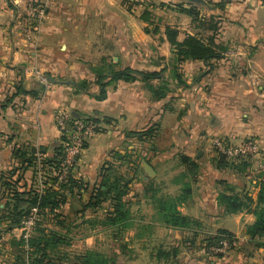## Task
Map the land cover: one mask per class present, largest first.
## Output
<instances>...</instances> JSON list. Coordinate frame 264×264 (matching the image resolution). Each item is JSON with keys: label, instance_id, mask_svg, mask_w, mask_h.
<instances>
[{"label": "crops", "instance_id": "0c3cea01", "mask_svg": "<svg viewBox=\"0 0 264 264\" xmlns=\"http://www.w3.org/2000/svg\"><path fill=\"white\" fill-rule=\"evenodd\" d=\"M209 1L220 0L194 2L199 18L193 20L179 10L191 8L190 0H0V175L8 176L17 166L12 157L14 146L42 147L46 156L53 155L61 142L57 111H65L69 118L96 121L98 130L85 140L73 166L74 179L91 188L102 180V168L124 162L113 152L130 160L125 170L130 179L124 198L126 217L108 224L109 201L102 203V216L97 217V209L88 212L79 200L68 197L60 208L65 217L60 218L61 231L53 219H45L63 239H74L77 235L68 225L102 218L100 230L97 225L89 227L69 246L53 248L51 253L62 259L60 264H74V257L86 251L105 254L109 264H264V235L247 233L255 221L253 211L260 205L257 197L263 180L253 163L247 168L238 164L218 167L215 157L219 152L212 145L214 137L230 145L252 138L264 150V0H226L222 10ZM38 9H42L41 18ZM144 10L149 12L148 20L141 17ZM211 15L219 20L214 35L206 20ZM167 27L177 31L178 41L187 35L207 41L213 35L215 43L228 46L231 52L212 60L211 70L199 60L180 63L186 85L175 84ZM126 67L160 71L161 77L168 78L171 91L151 101L149 81L136 76L133 81L106 84L105 97L97 99V73L106 74L104 82L109 80L108 71ZM35 70L47 78L46 84L37 79ZM98 112L109 129L100 128ZM113 113L121 122L107 119ZM151 124L156 125L157 134L145 139L154 145L139 146L143 140L139 132ZM176 143L182 144L183 154L190 156L195 151L192 158L198 164L190 197L177 204L181 215L195 221L188 227L166 224L159 205L162 196L180 193V182L173 180L184 166L178 162ZM241 158L227 159L237 163ZM143 161L154 174L146 175ZM38 172L42 179L47 177L38 169L37 189ZM31 185V170L26 169L17 189ZM220 193L246 194L249 205L227 212L218 200ZM5 194L8 190L0 186V209ZM5 229H9L7 224L1 222L0 232ZM220 231L233 239L230 250L219 256L203 251L204 239ZM97 235H102V242L94 245ZM4 248L11 250L7 245ZM5 256L12 260L10 252ZM0 264L10 263L6 259Z\"/></svg>", "mask_w": 264, "mask_h": 264}, {"label": "trees", "instance_id": "16d2710c", "mask_svg": "<svg viewBox=\"0 0 264 264\" xmlns=\"http://www.w3.org/2000/svg\"><path fill=\"white\" fill-rule=\"evenodd\" d=\"M194 3V2H191ZM215 7L221 8L227 3L226 0H220L218 2H208ZM197 4L189 9H179L180 11H185L188 13L193 20H198L199 11L196 9ZM142 19L148 20L149 12L144 10L141 14ZM204 20V19H203ZM208 22V28L212 30L213 35L216 33V19L214 15H211L206 19ZM200 23H202L200 21ZM166 39L172 47V53L174 54V65L171 68V78L176 81V84L186 85L184 80L183 72L179 69V64L185 60H199L204 62L209 66L210 70L213 67L212 60H219L223 58L222 47L218 43L214 42L213 35L210 36L207 41L202 37L197 35H187L183 40L178 41L177 31L173 28L167 27L165 29ZM221 46V47H220ZM220 47V48H219ZM207 70V71H208ZM107 74L110 76L109 80L101 81L106 74L102 75L97 73V82L100 86V91L96 96L97 99H102L105 97L106 84L111 82H116L118 80L122 81H133L136 76L142 80L149 81L146 84L148 90H152L153 98L155 100H160L166 97L169 88L166 84L164 77H161L160 71H145L133 68H123L119 70L112 69L108 71ZM153 81V82H152ZM20 89L17 87V90ZM19 91V90H18ZM74 119H81L83 121H91L96 123L94 118L89 117H70L67 120V124L71 125ZM155 125L152 124L149 128H146L139 132L140 140L143 138H153L155 136ZM97 126L95 131H97ZM154 132V134H153ZM66 140L65 135H60V144L53 149V155L46 156L45 150L42 147L35 148L34 146L24 145V146H14L12 149L13 159H17V166L13 167L8 173L9 175H0V186L4 190H8V194L4 195L6 200L2 208L0 209V223L5 222L7 228L12 226H17L20 221L29 214L32 207H37L38 213L44 219H53L55 224L59 225L60 228L63 226V222L60 219L65 218L60 212V208L63 204L67 202V198H76L82 204V206L87 209L95 210L100 207V201H109L111 210L106 220L107 223L113 225L117 223L116 221L120 218H124L128 214L126 208L125 196L129 190L128 182L129 178L124 179V175L121 173L114 172L115 168L109 166L107 169L102 168V180L95 186L89 187L88 184L82 182L79 179H74L71 175H68L64 181H59L57 187L54 183L58 180V174L61 170V163L64 157L63 152V141ZM85 143L83 144V147ZM116 156L121 158L116 152H113ZM216 165L220 168L226 166L239 165L243 168L250 166L251 162L249 159L241 158L237 163L229 161L223 154L219 153L216 157ZM178 161L184 166L182 173L174 177L173 182H180L181 189L180 193L175 197H161L159 199V205L162 214L163 221L171 226L188 227L193 225L195 221L190 217L181 215L177 210V204L184 202L191 195V183L196 179V171L198 169V164L195 159L188 156L187 154L179 153ZM26 169L31 170L32 185L28 188H23L18 190L17 183L22 178V172ZM38 169L44 170L47 177L43 180L45 183L44 187L39 190L35 187L34 182L37 179ZM14 176V179L13 177ZM226 186L225 181H220ZM154 192V191H153ZM218 200L223 204L227 212L240 211L249 205L250 198L245 194L240 196V194H225L220 193ZM257 201L260 205H257L253 211L255 215V221L247 227V233L251 237L264 235V181L261 183L260 190L258 192ZM48 229V230H47ZM37 227L34 235L29 239L30 250L27 254V261L22 260L19 257V250L17 251L16 259L21 262V264H60L61 260L58 257L52 255L51 251L60 242L64 241L60 233L56 230L47 228ZM219 233L227 234L225 231H220ZM231 237V236H230ZM219 239V235H214L205 238L204 247H208L215 244L216 240ZM233 241V239H230ZM50 251V252H49ZM207 252V251H206ZM209 253V252H208ZM57 258V260H56ZM56 260V261H55ZM74 264H109L110 258L105 254L97 253L93 251H86L80 255L74 257ZM23 262V263H22ZM58 262V263H57Z\"/></svg>", "mask_w": 264, "mask_h": 264}, {"label": "built area", "instance_id": "2783aa9c", "mask_svg": "<svg viewBox=\"0 0 264 264\" xmlns=\"http://www.w3.org/2000/svg\"><path fill=\"white\" fill-rule=\"evenodd\" d=\"M42 9H38L37 16L41 18ZM34 74L37 79L43 83H47V78L41 75L35 70ZM69 120L68 113L65 111H57L55 114V121L60 130L61 135H65L66 140L63 141V152L64 157L62 160V167L58 174V180L54 183L57 187L59 181H64L68 175L72 174V169L78 160L80 153L83 150V144L85 140L95 132V123L91 121H83L81 119H74L71 125L67 124ZM213 147L226 158H238L244 157L250 160L251 166L253 163V169L259 174L260 179L264 181V150H262L255 139H248L238 144H227L218 138L212 140ZM39 173V172H38ZM40 173L38 174V186L41 190L45 183ZM39 213L37 207H32L26 217H24L20 224L16 228H12L7 234L13 233V236L20 238L24 243L28 242L30 234L32 232L35 223L38 221ZM16 230L17 233L14 231ZM219 239L216 240L215 244H212L206 249L203 247V251L209 252L213 256H219L225 254L230 250L232 246L231 237L227 234H218ZM5 239V233H0V243Z\"/></svg>", "mask_w": 264, "mask_h": 264}, {"label": "rangeland", "instance_id": "374dc122", "mask_svg": "<svg viewBox=\"0 0 264 264\" xmlns=\"http://www.w3.org/2000/svg\"><path fill=\"white\" fill-rule=\"evenodd\" d=\"M262 15V14H261ZM264 16V15H263ZM36 19H38V18H36ZM262 20V19H261ZM217 22H216V27H218V23H219V20H216ZM204 22H202V24H203ZM218 29V28H217ZM218 44H220V43H218ZM221 46H224V47H226V49H224L223 47L220 49V50H222V53H223V57H225V54H228L229 52H231V51H228L227 49V47L228 46H226V45H222V44H220ZM220 46V47H221ZM219 47V48H220ZM185 61H189V60H185ZM215 61H217V60H215ZM252 65H254L253 63H252ZM253 69V68H252ZM211 70V69H210ZM254 70V69H253ZM168 78H166L165 80H167ZM172 79V78H171ZM196 79V78H195ZM172 81H174V79H172ZM118 81H116L115 82V84L117 83ZM175 82V84H176V81H174ZM264 83V82H263ZM113 84V82H111V83H109V84H107L108 86H111ZM171 88L172 87H170L169 88V90L171 91ZM234 91H237V88H236V85H234ZM148 89V88H147ZM236 96L237 95H239V94H235ZM149 97H150V100L152 99V100H154V98H153V92H152V90H150L149 89ZM151 100V101H152ZM239 100V98H236V99H233V102H236V101H238ZM227 102V101H226ZM225 103V102H224ZM223 104V103H222ZM113 114H115V113H113ZM126 114V115H125ZM137 114V113H136ZM97 118H98V124H99V126H100V128H102V126H104L105 128H107V129H109V127H108V124H107V122H106V120H105V118L102 116V113H99L98 112V115L96 116ZM123 117L125 118V117H127V113L126 112H124V115H123ZM107 119L108 120H110V119H113V120H115V121H119V122H121L120 120H119V115L118 114H115V115H108V117H107ZM206 120H207V122H210L211 121V119H208V117L206 116ZM205 121V120H204ZM152 125V124H151ZM155 125V124H154ZM147 128H149V126L147 127ZM153 130H155V134H157V132H156V130H157V127H156V125H155V128L153 129ZM153 134H154V132H153ZM155 137V136H154ZM211 138H213V137H211ZM214 138H216V137H214ZM154 140V139H153ZM147 142V139H145V138H143V140H142V142H140V144H139V146H142V145H144L145 143ZM147 143H150V145H154V143L153 142H147ZM177 145H178V149H179V152H181V149H182V144L181 143H176ZM155 145H156V143H155ZM214 150H216V149H214ZM179 152H178V154H179ZM181 153H183V152H181ZM190 157H192L194 154H195V151H191L190 152ZM118 160H124V162H115V163H113L112 164V166L111 167H114L115 168V170H114V172L116 173V175H117V173H124V179H126V178H128L127 177V175H126V173H125V170H126V168L127 167H129L130 165H129V162H130V160L128 159V157L126 156V158H124V159H120L119 157H118ZM179 162V161H178ZM140 168H141V164L140 163H138L137 164ZM38 187V186H37ZM127 194H128V192H127ZM126 194V195H127ZM128 196V195H127ZM87 209H89V208H87ZM89 211H92L91 209L90 210H88V212ZM94 212H96V215H97V217H101L102 216V200L100 201V207L99 208H97V210H95ZM93 219H97V218H90L89 220H84V221H81L80 220V222H78L76 225H68L66 228L68 229V230H70L72 233H74V234H76L77 236H79V235H81L82 233H83V231L85 230V229H90V228H92V227H95L96 225V229H99L100 228V226H102V218H99V219H101L100 221H97V222H94V220ZM48 220V219H47ZM47 220L45 221V219L42 217V216H40L39 215V217H38V221L35 223V226L33 227V229H32V232H31V234H30V237H29V239L34 235V233H35V230H36V228L37 227H40V228H44V230H46L47 228H50V227H48L47 225H48V223H47ZM21 222V221H20ZM99 224V225H98ZM109 224V223H108ZM18 226V225H17ZM17 226H14L13 228H16ZM64 227V226H63ZM90 227V228H89ZM57 229H59L60 231H61V228H57ZM63 229V228H62ZM94 229V228H93ZM93 229H91V230H93ZM10 230L11 229H5V230H3V231H1V232H3V233H5V239L4 240H2L1 241V243H0V251L2 252V255L0 256V262H3V261H6V259H7V261L11 264L12 262H17V263H19V261L16 259V255H17V251L19 250V257L21 256V259L22 260H26L27 261V254H28V252H29V250L31 249L30 248V245H29V239H28V242L27 243H24L20 238H18V237H15V236H13V233H11V234H7L8 232H10ZM48 230V229H47ZM100 230V229H99ZM16 233H17V231L16 230H14ZM0 232V233H1ZM97 232H98V230H97ZM79 234V235H78ZM98 235H99V233H97ZM98 235L96 236V239H95V241H94V239H93V242H92V244H94L95 245V243L96 242H102V235L100 236V237H98ZM76 236V237H77ZM76 237H74V239H70L69 237H67V239H66V236H65V239H64V241H62V242H60L59 243V245L58 246H63V247H66V246H69L71 243H73V241H77L78 239H76ZM71 240V241H70ZM74 244H76V242H74ZM8 246V248L9 249H11L10 251H7V250H5V246ZM8 252H10L11 253V259L12 260H10L9 258H8V256H5V254L6 253H8ZM6 258V259H5ZM3 260V261H2Z\"/></svg>", "mask_w": 264, "mask_h": 264}, {"label": "water", "instance_id": "95a60500", "mask_svg": "<svg viewBox=\"0 0 264 264\" xmlns=\"http://www.w3.org/2000/svg\"><path fill=\"white\" fill-rule=\"evenodd\" d=\"M192 2H203V0H190ZM143 167L146 171V175H151V174H154V170L152 169V167L146 162V161H143Z\"/></svg>", "mask_w": 264, "mask_h": 264}]
</instances>
